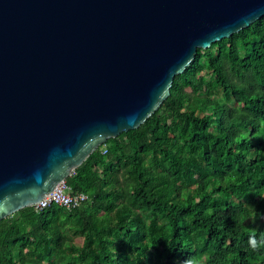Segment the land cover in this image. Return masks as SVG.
<instances>
[{
  "label": "trees",
  "instance_id": "obj_1",
  "mask_svg": "<svg viewBox=\"0 0 264 264\" xmlns=\"http://www.w3.org/2000/svg\"><path fill=\"white\" fill-rule=\"evenodd\" d=\"M0 222V264H264V18L199 49L139 129Z\"/></svg>",
  "mask_w": 264,
  "mask_h": 264
},
{
  "label": "water",
  "instance_id": "obj_2",
  "mask_svg": "<svg viewBox=\"0 0 264 264\" xmlns=\"http://www.w3.org/2000/svg\"><path fill=\"white\" fill-rule=\"evenodd\" d=\"M264 0H0V222L144 125Z\"/></svg>",
  "mask_w": 264,
  "mask_h": 264
},
{
  "label": "built area",
  "instance_id": "obj_3",
  "mask_svg": "<svg viewBox=\"0 0 264 264\" xmlns=\"http://www.w3.org/2000/svg\"><path fill=\"white\" fill-rule=\"evenodd\" d=\"M86 200L87 196L85 194L73 195L71 193V188L67 185L66 182H64L33 208L36 212H42L46 208L52 206L53 204H56L68 210H71L73 208L79 207Z\"/></svg>",
  "mask_w": 264,
  "mask_h": 264
}]
</instances>
